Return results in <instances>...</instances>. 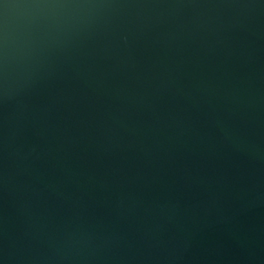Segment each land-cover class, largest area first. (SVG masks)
I'll return each mask as SVG.
<instances>
[{"label":"water","instance_id":"95a60500","mask_svg":"<svg viewBox=\"0 0 264 264\" xmlns=\"http://www.w3.org/2000/svg\"><path fill=\"white\" fill-rule=\"evenodd\" d=\"M0 264H264V0H0Z\"/></svg>","mask_w":264,"mask_h":264}]
</instances>
